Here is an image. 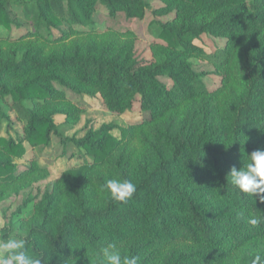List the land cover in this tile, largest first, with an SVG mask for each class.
Returning <instances> with one entry per match:
<instances>
[{
    "label": "trees",
    "instance_id": "obj_1",
    "mask_svg": "<svg viewBox=\"0 0 264 264\" xmlns=\"http://www.w3.org/2000/svg\"><path fill=\"white\" fill-rule=\"evenodd\" d=\"M13 1L0 0V26L5 29L17 24L9 11ZM169 1L154 12L157 17L174 12V18L159 24L154 61L148 65H138L132 52L114 41L100 48L74 41L69 52L51 49L46 54L44 47L19 50L11 45L2 52L0 45V100L10 98V108L25 122L22 138L0 136V202L48 176L35 161L18 170L15 159L25 154V142L46 148L57 135L61 144L72 143L90 160L61 175L35 205L31 220L0 230L1 241L17 231L29 254L43 264H70L75 256L79 261L74 264H86L85 247L121 243L128 230L202 243L207 260L221 253L225 264H251L255 254L264 256V204L227 178L233 167L239 170L254 151L264 149V0ZM19 4L32 25L30 35L50 44L82 33L74 27L92 28L97 4L111 16L127 19H143L148 9L147 0ZM51 29L61 37H43ZM202 35L225 39V46L207 55L194 44ZM193 58L208 61L221 77L216 93L224 100V112L217 122L209 114L215 94L206 90V74L193 70ZM161 77L169 79L171 88ZM65 90L98 94L106 109L117 114L131 111L138 99L149 118L127 128L102 125L80 139H67L59 134L54 116H64L65 125L72 126L82 110ZM200 100L202 118L194 124L190 107ZM177 110L183 113L179 120ZM115 129L120 139L111 134ZM108 179L131 180L137 188L134 196L126 203L113 201L103 190ZM250 215L262 222L251 226ZM192 258L187 252L171 253L160 264H195ZM93 264L105 262L98 258Z\"/></svg>",
    "mask_w": 264,
    "mask_h": 264
},
{
    "label": "rangeland",
    "instance_id": "obj_2",
    "mask_svg": "<svg viewBox=\"0 0 264 264\" xmlns=\"http://www.w3.org/2000/svg\"><path fill=\"white\" fill-rule=\"evenodd\" d=\"M27 2L28 0H14L9 7V11L15 18V25L10 29L0 26V45L2 52L6 51L8 46H16L19 50L24 49L27 45L35 48L44 47L43 53H48L51 49L57 52L64 50L69 52L72 42L77 41L82 47L93 45L100 48L104 43L114 41L119 47L132 52L133 59L138 65H148L154 61L152 46L158 43L159 24L170 21L174 18V12L164 17H157L154 12L158 9L166 7L170 3L169 0H147L148 9L143 19H127L123 14L111 16L107 9L97 4L93 15L94 24L92 28L73 29L82 32L81 34L72 35L67 42L50 44L40 37H33L32 25L25 18L22 6L19 2ZM61 34L51 29L49 35L45 32L43 37L49 40L58 39ZM226 40L221 38H213L208 35H202L200 39L194 41L202 51L211 55L217 50L225 46ZM193 70L197 73H205L203 83L206 90L214 95L212 105L210 107V118L217 122L224 112L222 96L216 91L221 87V77L214 67L206 60L200 58L191 59ZM159 81L171 88V82L165 77L159 78ZM66 97L81 110L79 121L72 126L65 125V117L62 115L54 116V123L58 127L59 134L67 139H80L87 131L97 130L102 125L112 124L117 128H127L133 124L140 123L149 118L147 112H143L139 108L138 99L134 102L132 110L122 114L109 112L100 95H76L65 90ZM25 106L31 107L30 103H24ZM204 103L202 100L197 101L190 107L196 118L194 124L201 121ZM5 115L7 119L1 115ZM183 113L176 111L175 119L182 118ZM25 122L18 118L15 110L10 108V98L0 100V136L4 138H22ZM111 134L120 139L118 129ZM25 154L20 159H15V163L19 165L18 170L22 171L31 161H35L38 165L45 167L48 176L30 187L21 190L17 194H13L4 201L0 202V230L10 229L16 222L29 221L33 218L34 207L37 205L45 192H51L55 183L61 175L68 170L81 167L85 161H90L87 157L80 155L81 150L77 149L72 143L61 144L60 137L51 136V143L46 148H32L28 143H24ZM31 197L32 200L24 203ZM24 205V206H23ZM19 233L12 231L10 237L17 238ZM18 239V238H17ZM1 241V240H0ZM107 243L93 248L85 247L82 257L86 264H93L96 259L102 258L98 255L99 249ZM123 256H130L133 252L138 257V264H160L162 260L169 254H178L180 252L191 253L192 263L195 264H225L226 259L221 253H218L213 260H207L201 252L205 246L202 243L188 242L180 237L167 240L162 236L153 237L142 231H130L126 233L123 242L117 244ZM137 250H135V248ZM79 261L76 256L69 260L70 264Z\"/></svg>",
    "mask_w": 264,
    "mask_h": 264
},
{
    "label": "clouds",
    "instance_id": "obj_3",
    "mask_svg": "<svg viewBox=\"0 0 264 264\" xmlns=\"http://www.w3.org/2000/svg\"><path fill=\"white\" fill-rule=\"evenodd\" d=\"M227 178L241 193L257 197L264 204V149H258L249 156V162L237 170L233 167ZM103 190L110 194L113 201L126 203L135 194L136 185L128 179H108ZM243 215V213H241ZM248 224L258 226L261 218L250 215ZM98 255L105 264H138L136 256H122L117 243H107L99 249ZM0 264H43V260L36 255L29 254L24 239L10 237L0 241ZM251 264H264V256L257 253L251 259Z\"/></svg>",
    "mask_w": 264,
    "mask_h": 264
}]
</instances>
